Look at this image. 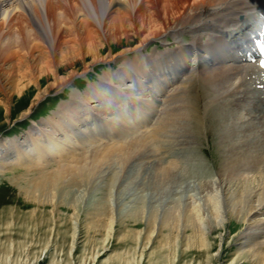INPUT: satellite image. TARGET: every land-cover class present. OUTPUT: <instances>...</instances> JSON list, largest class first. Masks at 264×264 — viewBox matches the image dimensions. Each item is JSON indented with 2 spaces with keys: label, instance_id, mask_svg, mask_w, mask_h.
<instances>
[{
  "label": "bare ground",
  "instance_id": "bare-ground-1",
  "mask_svg": "<svg viewBox=\"0 0 264 264\" xmlns=\"http://www.w3.org/2000/svg\"><path fill=\"white\" fill-rule=\"evenodd\" d=\"M260 14L264 0H0L3 117L16 100L29 102L22 112L28 114L94 63L124 60L84 92L70 91L69 100L22 137H0V175L15 167L35 170L26 195L53 207L68 201L75 220L81 200L73 199L69 185L105 186L99 196L91 192L84 227L111 236L115 220L124 224V241L136 242L124 251L126 264L138 256L141 261L154 241L156 250L173 258L182 247L201 250L210 260L220 257L215 264H221V242L232 233L234 263L264 264V74L242 61L252 20ZM168 37L172 46L143 52L150 41L164 45ZM123 39L124 48L112 53ZM194 82L206 93L200 107L190 93ZM117 103L140 111L129 119ZM151 111L155 127L139 133ZM164 131L175 145L189 148L192 166L201 131H213L222 155L216 174L201 179L196 190L174 186L172 163L164 165L160 153L150 160L142 151ZM116 157L123 163L155 161L159 168L124 188L127 177L118 174L102 184L107 173L93 170ZM114 188L116 199L128 198L124 208L111 204Z\"/></svg>",
  "mask_w": 264,
  "mask_h": 264
},
{
  "label": "rangeland",
  "instance_id": "rangeland-1",
  "mask_svg": "<svg viewBox=\"0 0 264 264\" xmlns=\"http://www.w3.org/2000/svg\"><path fill=\"white\" fill-rule=\"evenodd\" d=\"M186 36H184V39L188 38ZM171 42L173 40L169 37L168 42L164 45L160 40H152L144 46L143 52L151 53L154 49H164L165 47L172 46ZM136 43L137 40L135 39L130 43V46ZM124 44L126 43L123 39L113 46L112 53L123 49ZM106 50H109L108 46ZM132 55L133 52L128 54V56ZM121 61L124 60L97 62L90 65L85 72L76 76L68 85L54 89L45 98H42L32 107L28 114L22 115L23 110L29 105V102L25 101L19 102L16 100L12 104V113L9 117H3L4 110H0V137L8 139L22 137L29 131L34 122L48 118L61 102L69 100L72 90L84 92L89 82L97 81L99 74H102L109 66L118 68V64ZM190 93L196 98H194V101L197 100L195 101V105L200 107L201 103L205 101L206 93L204 88L194 82L190 85ZM121 105L117 104V106ZM145 124L144 127L137 128L139 129V133H142V130L148 131L150 129L148 125L152 123L150 124L147 121ZM131 125L133 126V123ZM152 125L151 127H155V122ZM201 132V140H198L199 143L196 145V159L199 161H195V166L189 163V159H191L188 155L189 151H187L189 148L175 145L168 137L169 131H164L161 138L151 141L149 147L147 145L145 147L146 150L143 148L142 151L150 160L154 159L153 155H158L155 153H160V155L164 156V165L172 163L173 170L170 172L171 178L169 179H171V183H174V186L179 185L184 189L188 187L196 190L200 185L201 179L216 174L215 170L222 158L221 149L218 148L215 142L214 132ZM205 134L207 138H205ZM99 145V142H96L93 146L85 148L83 152H89L93 147ZM84 161H86L85 163H90L89 159H85ZM145 161H140L139 159L129 162L124 161L123 163L119 157H116L106 160V163L91 170L94 171L93 174L97 175L104 172L107 173L106 178H101L102 184L107 183V177H111V175L113 178L117 177L116 174L127 177L123 183L124 188V184L127 185L141 181L150 177L152 173H156L155 171H157L159 166L155 161L153 163ZM200 161L204 162V167L198 164ZM175 165L176 170L174 168ZM36 174L35 170L29 173L23 167H15L11 171L0 175V264H126L124 262V251L127 249L133 250L136 242L130 237H127L126 241H124V224H119L115 220L114 226L116 231L111 236H107L105 233L94 234L84 227V211L88 206L90 196H92V193H96L99 196L105 186L95 184L90 185L84 190L81 186L72 187L73 185H69L71 187H68V189L73 194V199L78 198L81 200V204H79V216L75 220L76 218L72 216V210L69 208L68 201L62 203L60 206L53 207L47 203L39 204L26 195L24 189L25 187H28L29 190L32 188L29 186V180H32ZM113 178L112 181L114 180ZM101 179H98L97 182ZM115 182L117 183L118 180ZM115 192L116 188L113 189L111 204L114 206V204L119 202L121 203L119 206L124 208V202H127L128 198L116 199ZM126 192L134 193L133 190L123 191V193ZM140 192L142 191L140 190ZM67 200H71L70 195ZM117 228H119V231H117ZM235 234L232 233L230 236L223 237L221 242L223 247L220 259L221 264H240V262L234 263L231 260L234 257L236 249L234 246L236 245V240L232 239V236L234 237ZM216 240L217 238L214 239V242ZM141 247L137 248V252L142 250ZM158 247L154 241L152 246L150 244L144 250L141 261H139L138 256L131 264H215L216 260L220 258L216 257L217 259H215L211 257L210 260V256L201 250L189 249L185 251L182 247L177 253L176 258H173V254L170 251L161 252L160 249H155ZM154 249L156 252L151 254V252L155 251ZM243 264L250 263L245 261Z\"/></svg>",
  "mask_w": 264,
  "mask_h": 264
}]
</instances>
